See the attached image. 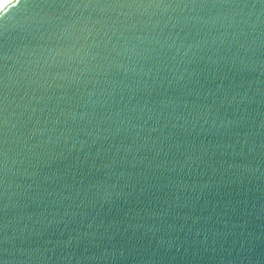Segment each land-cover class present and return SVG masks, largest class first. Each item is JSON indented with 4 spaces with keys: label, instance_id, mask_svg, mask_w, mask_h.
Listing matches in <instances>:
<instances>
[{
    "label": "water",
    "instance_id": "water-1",
    "mask_svg": "<svg viewBox=\"0 0 264 264\" xmlns=\"http://www.w3.org/2000/svg\"><path fill=\"white\" fill-rule=\"evenodd\" d=\"M128 2L0 12V261L264 264V5Z\"/></svg>",
    "mask_w": 264,
    "mask_h": 264
},
{
    "label": "snow or ice",
    "instance_id": "snow-or-ice-1",
    "mask_svg": "<svg viewBox=\"0 0 264 264\" xmlns=\"http://www.w3.org/2000/svg\"><path fill=\"white\" fill-rule=\"evenodd\" d=\"M35 3L41 5V7H59V8H65L64 6L67 5L69 8H72L73 5H75L74 8H88L95 5L100 4H112V5H125V4H136L132 2H128V0H34ZM259 3L261 5H264V0H259ZM21 4V0H16V3L13 4L12 0L10 2L5 3L3 8H0V12H4L6 8L15 9L19 7ZM6 16V15H5ZM17 25H13L9 27L2 19H0V38L5 37L6 33L10 30V28L16 27ZM2 47V45H0ZM0 243H3V241H0ZM0 264H2V261H0Z\"/></svg>",
    "mask_w": 264,
    "mask_h": 264
},
{
    "label": "clouds",
    "instance_id": "clouds-1",
    "mask_svg": "<svg viewBox=\"0 0 264 264\" xmlns=\"http://www.w3.org/2000/svg\"><path fill=\"white\" fill-rule=\"evenodd\" d=\"M10 2V0H0V8H3L5 3Z\"/></svg>",
    "mask_w": 264,
    "mask_h": 264
},
{
    "label": "bare ground",
    "instance_id": "bare-ground-1",
    "mask_svg": "<svg viewBox=\"0 0 264 264\" xmlns=\"http://www.w3.org/2000/svg\"><path fill=\"white\" fill-rule=\"evenodd\" d=\"M16 0H12V3L15 2Z\"/></svg>",
    "mask_w": 264,
    "mask_h": 264
}]
</instances>
